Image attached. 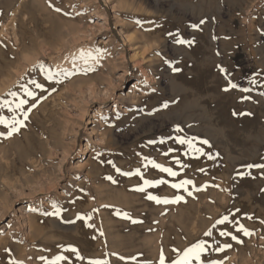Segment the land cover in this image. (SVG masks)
<instances>
[{"label": "rangeland", "instance_id": "374dc122", "mask_svg": "<svg viewBox=\"0 0 264 264\" xmlns=\"http://www.w3.org/2000/svg\"><path fill=\"white\" fill-rule=\"evenodd\" d=\"M0 55V264H264V0H0Z\"/></svg>", "mask_w": 264, "mask_h": 264}, {"label": "snow or ice", "instance_id": "6c2138e0", "mask_svg": "<svg viewBox=\"0 0 264 264\" xmlns=\"http://www.w3.org/2000/svg\"><path fill=\"white\" fill-rule=\"evenodd\" d=\"M56 11H60V9H56ZM201 23H203V21H201ZM193 27H197V26L193 25ZM176 43H178V44H189V45L191 44L190 41H185L183 38H181L178 33H177ZM40 67H41L42 70L49 72L48 77H47L48 79H52L53 78V76H52V74H51V72L49 70L45 69L43 65H41ZM173 71H177L178 72V71H180V69L173 68ZM220 71L225 74V78L228 81V86L225 87V89H224L225 91H229L230 89H240L243 92L250 91V89H248V88H240V86L238 84L232 82V80L228 76L227 69L221 67ZM33 84H35V87L40 88L41 90L44 89V86L42 84L36 83L35 81H33ZM26 94L28 96H32L33 98H35V94L33 92H31V91H27ZM10 95L15 96L16 94L13 92V93H10ZM11 103H12L11 101L0 102V107H8L9 111L15 112L17 109L23 108V105L26 104L27 101L26 100H20L19 104L16 105L15 109L11 107ZM164 107H167V104H165ZM24 115H25V119H27V114L25 113ZM0 124H3L6 128L9 129V133H8L9 135H11L12 133L18 132L20 127L24 126V122L22 120L17 119L15 116H13L11 120H8L5 117H0ZM176 130L178 132L182 131V129H179V128H177ZM160 142L163 143L164 141L161 140ZM177 142L179 144H181V145L187 144L189 149H192L196 153H199L201 155L204 154V152H203V150L201 148H194L193 147V144H192L191 140H185L184 138H177ZM202 143L208 144V141L204 140V141H202ZM209 158L211 159V156H209ZM149 163H151L154 168L159 169L161 172L167 173L169 176H173L174 177V176L177 175V173L175 171H173L171 168H167V167H164V166H162L160 164H157L154 160L153 161H149ZM177 163H179V160H177ZM247 167L249 169H251L253 167L264 168V164L248 165ZM117 171H120V170L117 169ZM122 174L123 175H128V176H132V175L140 176L141 179H143L144 187L138 188L137 191H141V192L145 191L147 188L154 187V186H157L159 184L166 183V181H164V180L152 181V180L144 179L143 178V173H141L139 169L136 170L135 173H122ZM189 184H192V181L184 180L181 184H173L172 187L180 189V188H183L185 185H189ZM185 190H187V189L185 188ZM189 195H191V193H189ZM147 198L149 200H154L156 203H165V204H167V203H176V202H179L180 200L183 199V197H176L175 200H171V201L168 200V199H163L162 200L160 197L153 196V195H148ZM53 207L55 208L54 212H52V213L45 212L43 214L44 215H58L62 211L56 205H53ZM125 216L127 217V214H125ZM78 218L82 219V220L83 219H90V217L86 218L84 216H80ZM249 219H251V217H249ZM133 222L135 223L136 221H133ZM230 223H233V221L230 220L228 216H224L221 219L217 220V222H216V224H218V225H226V224H230ZM237 232H242L245 236L251 235V233L248 231V229H246L243 225H240L237 228ZM205 236L211 237L212 236V232L211 231L205 232ZM220 236H231V239L232 240H236L237 243L242 242V241H240L238 239V237L236 235H233L228 230L220 231ZM223 247L224 248H230L231 245L230 244H225V245H223ZM209 248H210V246L207 244L206 241H200V242L196 243L195 245H193L192 247L186 249L182 253V255H179L178 258L172 262V264H193L194 260L197 262V264H204V260L202 259V257H204L206 255V253L209 251ZM214 250L219 251V250H222V249L216 248ZM72 251L74 253L77 252V250L74 249V248L72 249ZM78 258L83 259V257H78ZM61 259H64V258L57 257L56 261L52 262V264H59V261ZM14 264H15V262H14ZM89 264H107V262H103V261H99V260H92V261H89ZM159 264H165V257H164L163 254H161V256H160ZM211 264H217V262H211Z\"/></svg>", "mask_w": 264, "mask_h": 264}, {"label": "bare ground", "instance_id": "6f19581e", "mask_svg": "<svg viewBox=\"0 0 264 264\" xmlns=\"http://www.w3.org/2000/svg\"><path fill=\"white\" fill-rule=\"evenodd\" d=\"M256 4V3H255ZM253 6V5H252ZM235 21V20H234ZM252 27V26H251ZM247 28V27H246ZM254 31V30H253ZM255 33V32H254ZM26 39V38H25ZM1 56V55H0ZM1 61H3V60H1ZM192 61V60H191ZM4 63V62H3ZM189 63V62H188ZM3 66V65H2ZM6 66V65H5ZM7 67V66H6ZM11 67V66H10ZM17 67V66H16ZM0 68H4V67H1L0 66ZM196 68V67H195ZM10 69V68H9ZM186 69V68H185ZM2 70V69H1ZM189 71V70H188ZM1 72V71H0ZM191 72V71H190ZM5 74V73H4ZM189 74V73H188ZM198 78V77H197ZM184 79V78H183ZM190 81V80H189ZM187 82V81H186ZM2 83V82H1ZM3 84V83H2ZM183 85V84H182ZM199 85V84H198ZM188 87V86H187ZM186 87V88H187ZM199 91V90H198ZM198 93V92H197ZM226 93V92H225ZM237 97V96H236ZM225 99V98H224ZM194 104V103H193ZM187 107V106H186ZM219 108H220V106H219ZM214 110V109H213ZM224 113V112H223ZM222 113V114H223ZM193 117H194V115H193ZM196 117V116H195ZM218 117V116H217ZM237 117V116H236ZM200 118H201V116H200ZM204 118V117H203ZM200 120V119H199ZM229 120V119H228ZM231 120V119H230ZM224 121V120H223ZM226 121V120H225ZM201 122V121H200ZM253 124V123H252ZM227 126V125H226ZM235 128V127H234ZM210 130V129H209ZM213 131V130H212ZM206 132V131H205ZM217 149V148H216ZM214 150V149H213ZM196 154V153H195ZM6 156V155H5ZM1 158V157H0ZM4 158V157H3ZM9 158V157H8ZM28 158H32V156L30 155V156H18V158H16V159H13L12 161H10L9 163H7V165H6V170H10V169H13V168H16L15 166H16V164L18 163V159H19V161L20 162H22V163H24V161L26 160V159H28ZM2 161V160H1ZM8 161V160H7ZM37 163V162H36ZM25 164V163H24ZM39 164V163H38ZM34 174V173H33ZM33 174H32V176H33ZM37 174H39V173H37ZM37 174H34V176L35 175H37ZM41 175H43V174H41ZM7 175H5V177H6ZM37 176H35V178H36ZM27 178V177H26ZM38 178V177H37ZM23 181H24V183L26 184V182L27 181H29V177H28V179H26V180H24V179H22ZM35 181V180H34ZM37 182V181H36ZM39 183V182H38ZM37 184V183H36ZM143 214V213H142ZM148 216V215H147ZM139 217V216H138ZM137 219V218H136ZM35 220V219H34ZM139 220V219H138ZM40 221V220H39ZM28 225H29V227H30V229L32 230L33 229V227H35L34 225V223H33V221L30 219L29 220V222H28ZM135 226V225H134ZM138 226V225H137ZM145 230V229H144ZM146 233V232H145ZM160 241V240H159ZM158 244V243H157ZM164 244V243H163ZM243 244H245V243H243ZM156 245V244H155ZM164 246V245H163ZM121 255V254H120ZM74 263V262H73ZM140 263V262H139ZM71 264V263H70ZM76 264H77V262H76Z\"/></svg>", "mask_w": 264, "mask_h": 264}]
</instances>
